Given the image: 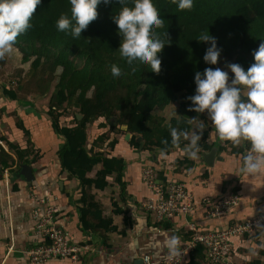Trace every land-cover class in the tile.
<instances>
[{
	"label": "trees",
	"instance_id": "trees-1",
	"mask_svg": "<svg viewBox=\"0 0 264 264\" xmlns=\"http://www.w3.org/2000/svg\"><path fill=\"white\" fill-rule=\"evenodd\" d=\"M152 2L164 21L163 27L155 31L168 43L159 54L162 61L159 73L138 63L129 65L121 58L118 49L122 37L112 19L122 6L119 0L100 3L97 19L90 22L79 39L58 31L55 25L62 13L71 15L69 0H41L31 20L32 27L17 37L14 46L20 56L19 68L26 76L32 68L33 72L26 81L8 79L6 85H0L3 96L10 101L44 100L41 107L44 106L46 120L58 138L63 137L62 147L54 150L61 167L60 175L80 181L81 195L75 205L79 209L81 228L98 235L107 248H112L110 234L119 232V226L115 225L112 216L105 215L96 192L106 191L110 186L108 180L112 178L121 187V194H127L126 160L105 149H96L105 145L110 151L115 149L119 140L110 139V133L118 130V133L131 134L129 144L135 150L166 148L164 152L169 153L183 149L187 143L181 140L179 146H173L170 126L191 130L195 125H189L187 121L197 117L196 123L206 125L201 146L210 140L204 144L206 151L216 148L219 157L226 152L240 156L250 150L247 142L237 146L230 141H221L207 112L188 111L191 101L187 98L195 94L197 71L203 72L207 67L227 71L225 64L228 63L239 64L247 70L254 63L252 53L264 42V0H194L193 8L184 11L171 0ZM202 31L216 37L217 45L222 49L217 65H207L203 60L208 44L197 40ZM7 63V56L0 59V68ZM112 64L121 68L119 78L111 75ZM232 76L229 74V82ZM100 119L103 122L99 126L108 131L90 145L88 126ZM113 120H117L116 126ZM17 127L27 137V144L21 146L0 135V141L8 147L6 150L0 145L1 176L8 169L13 178L18 177L24 164L31 165L37 176L44 174L51 153L42 154L34 147L31 131L21 118H18ZM164 140L168 141L167 146L162 143ZM94 170V176H89ZM157 170L160 178L168 180L163 171ZM112 206L113 213H124L118 202H112ZM125 220L127 222V217ZM154 227L172 230V220H156ZM119 233L124 237L127 235L125 229ZM172 234H182L187 241L192 238V232L186 230ZM205 250L203 244H197L184 264H205ZM249 264L263 263L255 259Z\"/></svg>",
	"mask_w": 264,
	"mask_h": 264
},
{
	"label": "crops",
	"instance_id": "crops-1",
	"mask_svg": "<svg viewBox=\"0 0 264 264\" xmlns=\"http://www.w3.org/2000/svg\"><path fill=\"white\" fill-rule=\"evenodd\" d=\"M6 56L9 63L11 60L8 54ZM20 70L21 75L26 77L23 69L20 68ZM3 72L0 75V85H6L8 79H13L8 72L5 70ZM17 74L20 73L17 72ZM13 80L21 81L20 78ZM39 102L43 105L44 100H39ZM39 105L33 99L20 103L10 101L3 96L0 89V135L5 136L13 143L26 146L27 137L17 127L18 118H21L31 131L34 147L42 154L51 153L52 155L47 172L39 174V176L36 175V181L31 187L22 177L13 178L10 172L8 177L0 174V264H29L26 252L32 247L36 224L31 214L36 205L30 197L33 192L40 195L53 193L59 196V212L56 218L58 223L68 231L73 243L89 247L82 264H133L134 260L143 254H151L157 260L162 259L168 250V238L173 236V232L178 234L184 228L186 229L185 221L183 219L173 220V228L168 231L154 227L156 219L141 208V202L147 196L141 181V170L144 165H151L163 171L168 180L186 181L194 192L198 203L207 196L219 198L231 193L240 195L239 205L229 215L216 220H204V208L198 205L196 213L191 218L197 221L202 229L220 227L227 224L229 220L253 218L264 212V174L249 176L235 172L229 178L223 174L220 166L216 180L210 183L208 170L203 166L206 163L204 155L199 154L198 159L191 160L184 153V148L169 153H162L160 149L135 150L129 144L130 139H127V133H118V130H115L114 133L109 134L110 139L117 138L119 140L115 149L110 151L106 145L96 149L102 151L105 149L109 154L126 160L124 180L127 183V194L122 195L121 187L112 178H109V188L102 193L96 192V195L104 206L105 215L112 216L115 225L119 226V232L125 229L127 235L124 237L119 232L110 234L109 241L112 248H107L98 235L84 232L81 228L79 209L75 205L81 195L80 181L76 178L67 179L66 175H60L61 167L54 150L62 147L63 137L58 138L55 131L52 130L50 122L45 118L44 106ZM1 108H3L2 111ZM102 122L103 120L100 119L88 126L90 145L99 135L108 131V128L99 126ZM62 125L67 126L68 123ZM207 143H203L201 147L204 154L208 153L204 148V144ZM3 145L8 150L4 143ZM225 154L223 157L222 155L217 157L216 161L219 159L223 161L226 156H236L227 152ZM244 155L236 157L243 162ZM190 164L193 166L190 167ZM238 168L235 166L234 170L237 171ZM95 172L96 170L89 176L93 177ZM204 173H207L208 176L204 177ZM60 183H63V187ZM2 186L5 187V190ZM112 202H118L119 208L124 213H113ZM125 217H127V222ZM176 237H178L179 243L186 240L182 234H178ZM235 248L236 251L229 264H249L255 259H260L264 264V253L262 254L264 227L254 235L235 239ZM48 264L73 263L68 259H54Z\"/></svg>",
	"mask_w": 264,
	"mask_h": 264
},
{
	"label": "clouds",
	"instance_id": "clouds-1",
	"mask_svg": "<svg viewBox=\"0 0 264 264\" xmlns=\"http://www.w3.org/2000/svg\"><path fill=\"white\" fill-rule=\"evenodd\" d=\"M122 5L112 17L122 37L118 49L127 64L148 66L159 73L161 59L159 54L166 44L155 29L162 28L164 21L154 7L152 0H119ZM181 11L191 10L194 0H171ZM41 0H0V59L14 52L17 37L32 27L31 20ZM71 15L62 13L55 25L58 31L79 39L90 22L98 17L100 3L110 4L112 0H69ZM131 4L132 6H129ZM208 44L204 62L217 65L222 49L216 37L202 31L197 39ZM254 63L245 70L241 65L228 63L226 67L234 74L229 82V73L220 67H207L194 76L195 94L188 97L191 106L188 111L197 114L207 112L209 121L221 141L240 145L242 141L250 144V150L243 156L239 172L256 176L264 174V42L252 53ZM135 71V68H133ZM113 78L122 75L121 68L112 64ZM239 86V87H238ZM219 93V95H217ZM246 97L247 99H244ZM193 117L187 123L195 125L191 130L169 128L171 144L179 146L181 140L187 141L184 153L191 160L199 158L201 139L206 129L203 122L196 123ZM125 130L127 126H124ZM162 143L167 146L168 141ZM167 149H162V153ZM172 253H179V239L170 236L167 241Z\"/></svg>",
	"mask_w": 264,
	"mask_h": 264
},
{
	"label": "built area",
	"instance_id": "built-area-1",
	"mask_svg": "<svg viewBox=\"0 0 264 264\" xmlns=\"http://www.w3.org/2000/svg\"><path fill=\"white\" fill-rule=\"evenodd\" d=\"M4 175L10 176L8 169ZM141 181L147 192L141 202L142 210L157 221L183 219L184 230L192 232L190 241L179 243L178 254L174 255L169 248L160 260L151 254H143L139 258L143 259L144 264H184L188 253L197 244H203L206 248L205 264H229L236 251L235 239L254 235L264 227L263 212L253 218L232 220L226 226L202 229L191 218L198 205L204 208V220H216L229 215L239 205L240 195L231 193L219 198L207 196L198 203L186 181H165L151 165L142 167ZM30 197L36 203L31 213L36 224L32 247L26 252L29 264H48L54 259H68L73 264H82L89 247L73 243L68 231L58 223L59 196L33 192Z\"/></svg>",
	"mask_w": 264,
	"mask_h": 264
},
{
	"label": "rangeland",
	"instance_id": "rangeland-1",
	"mask_svg": "<svg viewBox=\"0 0 264 264\" xmlns=\"http://www.w3.org/2000/svg\"><path fill=\"white\" fill-rule=\"evenodd\" d=\"M8 56H9L11 61L8 63V65H5L3 70H2V68H0V75H1V73H4L3 71L5 70L6 72H8L9 76H12L13 79L20 78L21 81H26L30 77V75L32 74L33 68L31 70V72L28 73V76L25 77V76L21 75V72H19L21 70L19 68L20 67V56H19L18 51L14 49V52L11 54H8ZM226 65L227 64H225V66ZM227 71L229 72V74L232 75V73L230 72V69L227 68ZM17 72L20 74H17ZM34 100H35V102H38L41 105V102H39V100H40L39 98H36ZM125 142H127V141H125ZM241 143L244 144V141H242ZM0 145H2V144L0 143ZM225 155H226L225 153L222 154V157ZM223 161H221L220 159L217 160L213 167L208 166L206 163L203 164V166L208 170L210 183H213L216 180L220 166L222 168L223 174H225V176H227L229 178L232 175H234L235 172L237 174L239 172V169L242 167V161L239 158H237L236 156H233V157L232 156H226V157H224ZM221 163H222V165H221ZM235 166L239 167L237 169V171L234 170ZM2 188H3V190H5L4 186H2Z\"/></svg>",
	"mask_w": 264,
	"mask_h": 264
},
{
	"label": "water",
	"instance_id": "water-1",
	"mask_svg": "<svg viewBox=\"0 0 264 264\" xmlns=\"http://www.w3.org/2000/svg\"><path fill=\"white\" fill-rule=\"evenodd\" d=\"M244 99H247V98L244 97ZM78 118L81 119L82 116L79 115ZM112 123H113V125L116 126L117 120H113ZM130 137H131V134H127V139H130ZM216 158H217V149L216 148H213L211 151L204 154V159H205L207 165H209L210 167H213L215 165ZM18 177L24 178L30 187L33 185V183L36 181V178H37L33 168L29 164L22 165ZM60 185H61V187H63V183H60ZM133 264H144L143 259L137 258L134 260Z\"/></svg>",
	"mask_w": 264,
	"mask_h": 264
}]
</instances>
